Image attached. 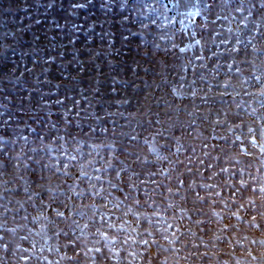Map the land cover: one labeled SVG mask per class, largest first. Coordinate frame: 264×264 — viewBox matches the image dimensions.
<instances>
[{"label":"rangeland","instance_id":"rangeland-1","mask_svg":"<svg viewBox=\"0 0 264 264\" xmlns=\"http://www.w3.org/2000/svg\"><path fill=\"white\" fill-rule=\"evenodd\" d=\"M0 264H264V0H0Z\"/></svg>","mask_w":264,"mask_h":264},{"label":"built area","instance_id":"built-area-1","mask_svg":"<svg viewBox=\"0 0 264 264\" xmlns=\"http://www.w3.org/2000/svg\"><path fill=\"white\" fill-rule=\"evenodd\" d=\"M166 1L170 3V2H172V1H174V0H166Z\"/></svg>","mask_w":264,"mask_h":264},{"label":"snow or ice","instance_id":"snow-or-ice-1","mask_svg":"<svg viewBox=\"0 0 264 264\" xmlns=\"http://www.w3.org/2000/svg\"><path fill=\"white\" fill-rule=\"evenodd\" d=\"M243 183V181H241ZM145 243H147V241H145ZM97 251H99V249H97Z\"/></svg>","mask_w":264,"mask_h":264}]
</instances>
